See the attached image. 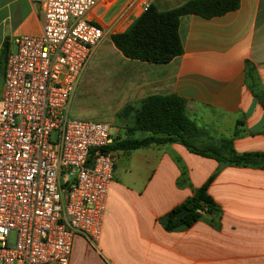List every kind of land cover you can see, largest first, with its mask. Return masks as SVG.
I'll return each instance as SVG.
<instances>
[{
	"label": "crops",
	"instance_id": "0c3cea01",
	"mask_svg": "<svg viewBox=\"0 0 264 264\" xmlns=\"http://www.w3.org/2000/svg\"><path fill=\"white\" fill-rule=\"evenodd\" d=\"M145 1L165 9L184 0H95L87 12L103 29L95 49L112 44L110 33L127 28ZM41 23L42 11L32 0H0V92L14 36L39 33ZM178 36L181 52L166 62L124 57L111 45L126 61V101L114 113L120 120L104 121L113 139L149 135L128 129L135 109L148 94L174 92L199 130L192 139L196 145L264 151V110L254 95H264V0H238L235 8L209 17L185 13ZM125 104L126 114H119ZM113 152L101 233L95 241L74 234L66 264H264V166L217 169L214 158L178 141ZM180 165L187 181L178 185ZM216 169L207 192L220 206V227L207 222L212 213L206 212L187 227L164 229L158 217Z\"/></svg>",
	"mask_w": 264,
	"mask_h": 264
},
{
	"label": "built area",
	"instance_id": "2783aa9c",
	"mask_svg": "<svg viewBox=\"0 0 264 264\" xmlns=\"http://www.w3.org/2000/svg\"><path fill=\"white\" fill-rule=\"evenodd\" d=\"M32 1L40 31L4 57L0 264H66L74 234L101 233L116 158L108 123L68 115L103 29L87 15L95 0Z\"/></svg>",
	"mask_w": 264,
	"mask_h": 264
},
{
	"label": "trees",
	"instance_id": "16d2710c",
	"mask_svg": "<svg viewBox=\"0 0 264 264\" xmlns=\"http://www.w3.org/2000/svg\"><path fill=\"white\" fill-rule=\"evenodd\" d=\"M237 5L238 0H184L177 5L158 9L155 4L149 3L127 28L110 33V40L124 57L148 62H166L181 52L178 36V22L181 15L191 12L209 17L233 9ZM254 95L264 110L262 92H254ZM127 108L125 104L118 113L126 114ZM128 129L146 130L151 133L141 138L125 136L113 139L106 148L130 150L152 142L178 141L194 153L214 158L217 169L226 164L264 166L262 150L236 152L229 144L226 145L225 150L211 143L196 145L192 139L199 130L184 113V98L174 92L151 93L141 99L134 111L133 125ZM236 131L234 128V132ZM176 160L179 158L176 157ZM217 169L201 184L192 187L190 195L158 217L164 229L187 227L206 212L212 213L207 222L215 228L220 227V206L207 192V186ZM186 181L185 168L180 165L176 184L180 185ZM181 206L186 207L187 210L182 216L176 217L175 210Z\"/></svg>",
	"mask_w": 264,
	"mask_h": 264
},
{
	"label": "rangeland",
	"instance_id": "374dc122",
	"mask_svg": "<svg viewBox=\"0 0 264 264\" xmlns=\"http://www.w3.org/2000/svg\"><path fill=\"white\" fill-rule=\"evenodd\" d=\"M111 45L105 41L95 49L70 100L69 116L111 125L120 120L114 113L126 101V61L118 58L119 52Z\"/></svg>",
	"mask_w": 264,
	"mask_h": 264
},
{
	"label": "water",
	"instance_id": "95a60500",
	"mask_svg": "<svg viewBox=\"0 0 264 264\" xmlns=\"http://www.w3.org/2000/svg\"><path fill=\"white\" fill-rule=\"evenodd\" d=\"M187 208L184 206H181L175 210V216L180 217L186 212Z\"/></svg>",
	"mask_w": 264,
	"mask_h": 264
}]
</instances>
